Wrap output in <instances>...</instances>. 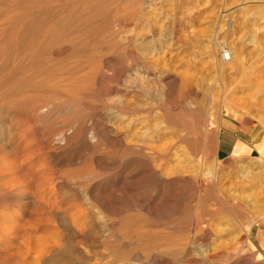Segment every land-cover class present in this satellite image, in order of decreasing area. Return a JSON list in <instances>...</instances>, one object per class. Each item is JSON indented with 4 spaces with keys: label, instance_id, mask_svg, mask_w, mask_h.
<instances>
[{
    "label": "rangeland",
    "instance_id": "rangeland-1",
    "mask_svg": "<svg viewBox=\"0 0 264 264\" xmlns=\"http://www.w3.org/2000/svg\"><path fill=\"white\" fill-rule=\"evenodd\" d=\"M0 59V264H262L264 0H0Z\"/></svg>",
    "mask_w": 264,
    "mask_h": 264
},
{
    "label": "bare ground",
    "instance_id": "bare-ground-1",
    "mask_svg": "<svg viewBox=\"0 0 264 264\" xmlns=\"http://www.w3.org/2000/svg\"><path fill=\"white\" fill-rule=\"evenodd\" d=\"M52 3V2H51ZM13 8V7H12ZM19 27V26H18ZM13 28V27H12ZM11 28V29H12ZM14 30V29H13ZM20 30V29H19ZM5 47V46H4ZM153 47V46H152ZM6 49V48H5ZM153 50V49H152ZM151 50V51H152ZM150 51V52H151ZM5 53V52H4ZM15 55V54H14ZM224 55V54H223ZM226 58L228 59V60H234L235 58H240V49H238V48H236V47H234V46H232V48L230 47V50L228 51V53L226 54ZM152 59V58H151ZM170 59V58H169ZM0 60H2V59H0ZM216 61V65L218 66V69H219V73H220V75H221V73H222V70L224 69V67L226 66V62L223 60V58L221 57H217L216 59H215ZM164 62V61H163ZM155 63V62H154ZM243 65V64H242ZM14 66V65H13ZM84 67V66H83ZM244 68V67H243ZM256 70H258V69H256ZM256 70H254L253 72H255ZM259 71V70H258ZM76 72V71H75ZM251 74V72L250 71H247L246 69H241L239 72H238V75L234 78V80L232 81V84H231V87H230V89L232 88V86H234V84L236 83V84H239V83H243L244 81H249V82H251V83H254V81H256L257 80V77H258V75H256V76H253V75H250ZM52 78H53V76H52ZM220 79V78H219ZM65 80H67V79H65ZM212 80V79H211ZM216 80V79H215ZM224 81V80H223ZM218 82V81H217ZM222 83H224V82H221V84ZM213 84V83H212ZM215 84V83H214ZM69 85V84H68ZM53 85H51V87H52ZM55 86H57V85H55ZM220 86V85H219ZM223 86V85H222ZM227 87V86H226ZM209 89H208V91L210 92L208 95H211V91H212V87L210 86V87H208ZM229 89H227V88H223L220 92H221V98H223V99H226V97L228 98L229 97V94L227 93V91H228ZM232 93V92H231ZM72 94V93H71ZM213 95V94H212ZM234 95V94H233ZM232 97V96H231ZM233 99V98H232ZM232 99H230L232 102H233V100ZM18 100V99H17ZM73 100V99H72ZM4 104V103H3ZM121 108V107H120ZM6 113V112H5ZM209 123V122H208ZM213 124V123H212ZM214 126V125H213ZM10 128V127H9ZM27 132H29V131H27ZM31 132V131H30ZM18 133V132H17ZM27 134V133H26ZM31 134V133H30ZM12 135V134H11ZM20 135V134H19ZM259 135V134H258ZM260 136V135H259ZM262 136V135H261ZM9 137V136H8ZM16 139V138H15ZM6 141V140H5ZM18 141V140H17ZM30 141H31V139H30ZM19 142V141H18ZM30 144V143H29ZM264 144V143H263ZM262 143H261V145H263ZM1 145V144H0ZM7 145V144H6ZM260 145V146H261ZM21 147V146H20ZM27 148V147H26ZM29 151V150H28ZM11 153V152H10ZM1 154L3 155V153L1 152ZM6 155H7V153H6ZM1 157H3V156H1ZM11 157H13V156H11ZM16 157V156H15ZM7 158H9V157H7ZM29 158V157H28ZM260 158V157H259ZM41 159V158H40ZM9 160H11V158L9 159ZM15 160V159H14ZM264 160V159H263ZM1 161V160H0ZM8 161V160H7ZM13 161V160H12ZM15 162V161H14ZM33 162V161H32ZM16 164V163H15ZM29 164V163H28ZM11 165V164H10ZM38 165V164H37ZM12 167V166H11ZM33 167V166H32ZM38 167V166H37ZM216 169V168H215ZM4 173V172H3ZM208 174H210L211 175V178L213 179V181L217 178V175H218V172L217 171H208L207 172ZM7 174H8V172H7ZM3 175V174H2ZM9 175H10V173H9ZM14 175H15V173H14ZM20 176V178H22L21 177V175H18V177ZM6 177L8 178L9 176H7L6 175ZM5 177V178H6ZM13 177V176H12ZM24 177V176H23ZM26 177V176H25ZM23 179H25V178H23ZM20 179L18 178V181H19ZM8 181V180H7ZM17 181V182H18ZM21 181V180H20ZM24 182H26V179H25V181H21V184L22 183H24ZM12 184H13V182H11ZM20 183V182H19ZM18 183V184H19ZM29 183V182H28ZM28 183H26V184H28ZM11 184V185H12ZM31 184V183H30ZM20 185V184H19ZM24 185H25V183H24ZM25 187V186H24ZM27 187H29V186H27ZM20 191H23V190H20ZM31 195H32V193H31ZM20 196V195H19ZM25 196V195H24ZM19 200V199H18ZM17 200V201H18ZM73 224H74V222H73ZM78 224V223H77ZM252 225V222H249L248 224H247V226H245V227H247V228H244V230L246 231V232H248L249 231V227ZM16 227V226H15ZM13 228V227H12ZM2 230H3V228H2ZM16 231V230H15ZM20 232V231H19ZM16 233V232H15ZM20 234V233H19ZM31 240V239H30ZM31 246V245H30ZM38 246V245H37ZM33 247V246H32ZM46 247H48V246H46ZM34 248V247H33ZM37 249V248H36ZM25 250V249H24ZM56 250V249H55ZM48 250H46V248L45 247H41L40 246V248H39V250H38V253H39V256H42V258L43 257H45V256H43L46 252H47ZM49 251H50V249H49ZM48 251V252H49ZM33 252V251H32ZM55 252H58V250H56ZM54 251H53V253H55ZM21 255V254H20ZM38 256V255H37ZM44 259V258H43Z\"/></svg>",
    "mask_w": 264,
    "mask_h": 264
},
{
    "label": "crops",
    "instance_id": "crops-1",
    "mask_svg": "<svg viewBox=\"0 0 264 264\" xmlns=\"http://www.w3.org/2000/svg\"><path fill=\"white\" fill-rule=\"evenodd\" d=\"M255 142L254 144L252 143L251 147L249 146V143L244 140V138L240 139V137H232L229 134H225L219 143L216 155L219 157L221 152L229 156L233 153L237 155L241 153L250 154L257 147ZM253 241L260 254V258L257 260V262L264 264V222L259 224L255 229Z\"/></svg>",
    "mask_w": 264,
    "mask_h": 264
}]
</instances>
